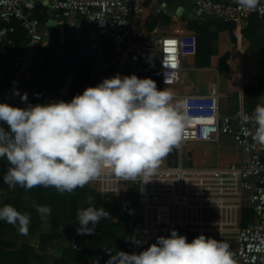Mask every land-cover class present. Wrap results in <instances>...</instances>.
<instances>
[{"label":"built area","instance_id":"1","mask_svg":"<svg viewBox=\"0 0 264 264\" xmlns=\"http://www.w3.org/2000/svg\"><path fill=\"white\" fill-rule=\"evenodd\" d=\"M201 13L212 18L234 23L242 30L251 17L264 18V0H258L253 9H245L238 2L217 0H189ZM57 20L65 15L76 28L67 33L66 40H97L101 35H111L119 48L134 47L136 36L130 19L145 10L142 0H47ZM43 6L35 0H0V42L5 41L15 29L17 21L26 31L27 44L17 54L13 66L18 76L28 72L33 59L51 45L57 53L56 43L50 40L49 31L36 16L34 8ZM158 12H165L158 9ZM77 20V21H76ZM61 21V20H59ZM67 23L63 22L61 26ZM72 34V35H71ZM71 35V36H70ZM161 82L164 86L175 84L181 71L183 47L178 33L158 40ZM167 82L165 83V77ZM189 113L192 116L186 134L175 151L177 165L158 166L153 178L145 184L113 176L100 177L89 188L102 195L125 199L124 210L129 217L125 224L123 243L125 252L139 253L156 241L160 235L168 236L172 229L183 234L190 242L204 234L229 245L235 264H264V147L252 140L253 125L242 117L248 111L242 102L236 114H222L220 95L216 89L204 94H188ZM31 102V101H29ZM219 135L231 137L242 149V157L225 167H193L184 164L183 145L189 142H208ZM131 188L135 196H128ZM251 208L255 218L245 227L240 226L242 207ZM239 218V219H238ZM111 257V252L105 250ZM112 264V263H111Z\"/></svg>","mask_w":264,"mask_h":264},{"label":"clouds","instance_id":"2","mask_svg":"<svg viewBox=\"0 0 264 264\" xmlns=\"http://www.w3.org/2000/svg\"><path fill=\"white\" fill-rule=\"evenodd\" d=\"M237 2L242 8L253 9L258 0ZM12 95L19 96L24 107L0 102V158L9 165L2 178L10 187L25 189V199L28 190L36 186L71 193L109 175L148 183L162 158L184 138L192 120L187 97L176 98L172 89H158L155 80L140 78L135 73L103 78L69 101L32 104L28 93H21L18 88H13ZM242 120L253 125L246 131L264 147V104L257 103ZM33 206L41 217L51 213L50 205L33 201ZM76 217L80 225L76 231L91 234L109 213L89 204L77 209ZM0 221L17 226L21 234H26L30 214L3 204ZM112 264L235 261L226 242L204 234L189 242L185 235L172 229L170 235L157 236L139 253L119 251Z\"/></svg>","mask_w":264,"mask_h":264},{"label":"trees","instance_id":"3","mask_svg":"<svg viewBox=\"0 0 264 264\" xmlns=\"http://www.w3.org/2000/svg\"><path fill=\"white\" fill-rule=\"evenodd\" d=\"M43 6H36L34 12L45 26L48 15L42 12ZM207 23L201 25L192 21L187 28L199 32L197 36L196 63L208 53V47L216 40V33L205 31ZM3 23L0 22V27ZM15 31L5 40L18 53L23 51L27 44L26 31L17 21L13 22ZM63 26L48 28L51 32H57V53L50 55L49 52L40 59L37 55L30 66L29 75H36L43 79L37 88L32 104L48 103L52 100L69 101L74 95L69 93L73 83L79 80L86 87L95 86L101 82L100 76L111 77L116 73L130 75L120 70V61L115 55V46L107 43L104 38L99 40L98 57L90 59L88 48L91 43L73 40L59 41L60 30ZM44 52L43 49L38 50ZM101 53V56H100ZM148 51L144 48H135L129 53L134 68L143 67ZM225 55L221 59L220 72H227ZM17 69L12 65L9 69H0V102H7L11 94L13 81ZM140 78H151L156 81L158 89H162V83L157 74L135 73ZM23 76V75H22ZM24 77V76H23ZM20 107H24L22 104ZM4 127L7 129V125ZM169 160L175 158L172 149L168 154ZM8 162L0 158V205L11 204L19 211L30 214V222L26 234H21L17 226L0 221V264H87L89 260H95L108 264L105 250L110 251L115 260L119 251L125 252L123 236L125 222L129 215L124 210L125 199L122 197L105 196L104 201L99 202L97 193L87 185L75 189L73 192L60 193L53 187L36 186L28 190V199H25V189L16 186L10 187L3 182L2 175L6 172ZM136 189L131 188L128 196H134ZM33 201L41 205H50L51 213L41 217ZM89 204L103 207L109 217L102 218L91 234H76L80 226L77 221V209H83ZM49 218L51 230L44 233L42 230L43 219ZM255 218L251 208H242L240 226L245 227ZM91 226V225H90ZM223 241V240H222ZM59 250V256L51 263L47 261L45 254L51 250Z\"/></svg>","mask_w":264,"mask_h":264},{"label":"crops","instance_id":"4","mask_svg":"<svg viewBox=\"0 0 264 264\" xmlns=\"http://www.w3.org/2000/svg\"><path fill=\"white\" fill-rule=\"evenodd\" d=\"M217 1L237 2V0ZM142 4L145 7L144 12L139 16L132 15L130 19L137 44L131 48H119L112 36L108 34L101 35L97 40L85 39L91 43L88 48L90 59H96L99 56V40L104 38L107 43H112L115 46V55L120 61L121 71L157 74L161 80L158 40L178 33L183 47L179 79L173 85L164 86L162 84V89L165 87L172 89L176 98L181 95L204 94L216 89L220 95V112L227 115L236 114L241 102L250 112L257 103L264 104V18L253 16L249 19L246 27L239 30L234 23H227L201 13L189 0H142ZM194 8L197 11L193 13ZM158 9H163L165 12H158ZM53 18L57 19L56 16ZM192 21L199 25L207 23L204 27L205 31L216 33L217 36L216 40L208 47V53H205V56L200 59V64L196 63L199 32L187 28V25ZM73 22L75 24V21ZM73 22L67 23L60 30L62 32L58 39L60 42L63 34L76 30L75 27L70 28ZM44 27L48 29L46 26ZM47 34H49L52 43H56L57 46V32L48 31ZM141 47L148 51L145 65L134 68L129 53L135 48ZM50 49L51 45L43 50L53 55ZM225 55H228L225 62L228 71L220 72V61ZM16 56L17 52L12 46L5 41L0 42V69H9ZM17 74L18 71L14 80L17 83L13 84L11 91L13 88L20 89L21 93L26 91L28 101H31L43 79L36 75H29L28 72L19 76ZM100 78L102 80L108 77L100 76ZM85 88L84 84L76 80L69 93L76 95L82 93ZM7 102L18 107L24 104L20 97L13 96L12 92L8 95ZM183 149L184 159L189 160L193 167H225L239 161L242 157V149L235 145L231 137L227 135H219L217 139L208 142L185 143ZM167 154L162 158L160 167L172 164L173 160H169ZM42 230L44 233L50 232L49 218L43 219ZM76 234L82 233L76 231ZM55 252H58V255H55ZM45 256L51 263L59 256V251L51 249ZM107 260L108 264L112 263L114 260L112 254L111 257L107 255ZM87 264L104 263L91 259Z\"/></svg>","mask_w":264,"mask_h":264},{"label":"water","instance_id":"5","mask_svg":"<svg viewBox=\"0 0 264 264\" xmlns=\"http://www.w3.org/2000/svg\"><path fill=\"white\" fill-rule=\"evenodd\" d=\"M35 1L42 2L45 9H46V14L49 17V19L45 22V26L47 28H55L57 26H61V24L63 22L68 23V24L71 22V20L68 17H66L65 15L59 16V20H61V21L54 19L53 18L54 13L50 10V5L48 4L47 0H35ZM192 11L194 13L195 11H197V9L194 8Z\"/></svg>","mask_w":264,"mask_h":264},{"label":"rangeland","instance_id":"6","mask_svg":"<svg viewBox=\"0 0 264 264\" xmlns=\"http://www.w3.org/2000/svg\"><path fill=\"white\" fill-rule=\"evenodd\" d=\"M72 35V34H71ZM70 35V36H71ZM65 39H67V33L66 34H63L62 35V42L65 40ZM182 150H184L183 148H182ZM171 160H173L172 161V164H171V166H175V165H177V163H178V161L175 159V158H172ZM189 163V164H188ZM184 164L185 165H187V166H191V164H190V161L189 160H186V159H184ZM91 189V188H90ZM92 191L94 190V189H91ZM95 191V190H94ZM96 193H97V199H98V201L99 202H102V201H104V197L105 196H109V197H113V195L111 196V195H102L100 192H98V191H95ZM135 196V195H134ZM243 208V207H242ZM244 208H246V206H244ZM242 210V209H241ZM240 213H241V211H240ZM241 215V214H240ZM240 218V217H239ZM238 218V219H239ZM56 250V249H55ZM57 251H59V250H57ZM55 255H58V252H55Z\"/></svg>","mask_w":264,"mask_h":264}]
</instances>
